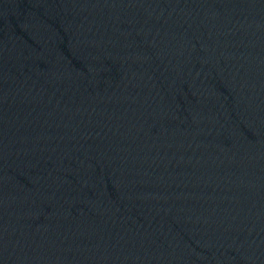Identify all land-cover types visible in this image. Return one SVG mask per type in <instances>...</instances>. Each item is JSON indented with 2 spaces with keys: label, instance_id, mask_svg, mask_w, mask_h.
Segmentation results:
<instances>
[{
  "label": "water",
  "instance_id": "95a60500",
  "mask_svg": "<svg viewBox=\"0 0 264 264\" xmlns=\"http://www.w3.org/2000/svg\"><path fill=\"white\" fill-rule=\"evenodd\" d=\"M0 264H264V0H0Z\"/></svg>",
  "mask_w": 264,
  "mask_h": 264
}]
</instances>
